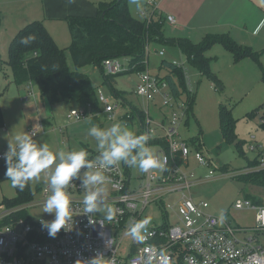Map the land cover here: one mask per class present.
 I'll list each match as a JSON object with an SVG mask.
<instances>
[{"label": "built area", "instance_id": "2783aa9c", "mask_svg": "<svg viewBox=\"0 0 264 264\" xmlns=\"http://www.w3.org/2000/svg\"><path fill=\"white\" fill-rule=\"evenodd\" d=\"M146 4L141 14L150 23L155 12H162L157 0H146ZM164 16L166 24L175 23L173 16ZM149 48L150 45L147 51ZM156 53L163 56L165 50L159 49ZM145 62L147 68L138 72L140 81L135 88V94L144 104L137 105L136 112L126 105L127 111L120 119L125 123L137 119L141 134L153 137L146 141L147 147L156 149L161 167L143 172L139 183L134 185L130 167L118 163L105 168L97 159L101 151L89 153L88 159L93 161L94 167L80 171H99L104 180L87 187L82 186L79 178L70 181L66 191L71 198L73 228L70 231L61 229L54 238L42 228L41 219L16 217V213L27 212L28 208L36 206L33 200L14 207L0 203V264H84L93 257L99 264H264V202L257 203L247 197L235 201L236 209L256 211V226L243 227L234 224L228 217L212 214L208 201L195 200L193 190L203 180L212 178L215 171L210 168L209 173L198 178L191 167V155L199 165L212 166L215 162L205 148H194L191 139H184L181 135V127L186 126L191 114L187 96L176 95L163 75L151 73L148 57ZM103 68L107 74L126 71L119 58L105 59ZM185 78L188 91L193 93V84L186 72ZM32 86V82L27 84L30 94ZM98 101L105 105L103 112L109 121L118 119L115 112L117 105L111 104L101 91ZM153 101L163 110L160 123H156L150 113ZM87 105L91 106V103ZM257 114L260 116V127L264 130V104ZM89 117V110L85 108L72 109L68 114L70 120ZM43 129L41 124L31 129L29 135L36 137ZM252 137L255 140V136ZM254 140L249 147L257 152V156L250 161V165L235 171L224 168L223 177L251 176L264 171V145ZM5 153L0 152V159H4ZM50 174L46 172L47 177ZM102 184H107L105 193L108 196L98 193V202L113 206L115 213L111 221L98 212L90 217L83 214L84 196L88 192H98ZM41 189L49 195V186H42ZM174 193L180 195L174 203L177 222L149 225L148 231L142 232L143 239L136 241L130 254L119 256L125 235L135 222L141 220L146 207ZM100 222L104 223L103 227Z\"/></svg>", "mask_w": 264, "mask_h": 264}, {"label": "rangeland", "instance_id": "374dc122", "mask_svg": "<svg viewBox=\"0 0 264 264\" xmlns=\"http://www.w3.org/2000/svg\"><path fill=\"white\" fill-rule=\"evenodd\" d=\"M78 1L74 0L71 4L67 0H52L51 2L55 6L65 4L67 9L71 8L73 11L76 10L84 15H94L97 13L101 0ZM128 5L134 17L143 19L141 10L147 6L145 0H128ZM34 20H41L47 27L49 26L52 29L59 46L67 48V61L70 68H75L72 53L68 48L71 45L72 37L65 18H53L46 15L45 0H0V57L4 61L1 70L6 80L13 81L12 69L7 64L10 41L19 29L30 23L29 21ZM168 26L172 25L166 24L165 32L168 36H172L170 31L172 28L169 29ZM202 39L198 40V42ZM161 48L166 50L164 57L156 54V50ZM207 55L211 58V70L221 79L224 89L216 87L207 75H203L201 71L192 66L187 56L178 46L157 42L151 43L147 51L149 69L152 74H165V68L159 70L163 59H165L182 66L185 72L189 74L193 84V92L196 95L193 104V114L189 125H183L180 132L182 137L188 140L201 136L206 152L215 162L212 166L210 164L206 166L199 165L194 156L191 155V167L194 168L198 178H203L205 174L209 173L210 168L215 171V175L212 178L203 180L193 190L195 200L208 201L210 204L209 211L216 216L228 217L234 224L243 227H253L256 226V211L254 209H236L234 208V203L241 197L250 198L258 203L260 198H264V187L248 178H244V176L228 178L223 177L221 174L225 170L223 166L228 171H235L242 170L250 165V161L257 156V152L249 147V144L254 140L253 135L255 136L254 141L264 145V130L260 127V116L256 114L254 118L248 117V113L257 109L264 101V61L260 60L261 64L254 61V59L236 61L233 54L222 45H215L214 49L207 51ZM119 59L124 63L125 69L128 70L130 60L127 57H120ZM79 70L88 75L95 86V95L90 101L91 106L86 104L83 107L77 102H69L67 100L50 103L41 99L39 88L33 82L32 89L36 91L38 100H40L41 116L48 123L44 124V129L40 131L38 136L32 138L38 145L48 144L53 152L79 150L81 148L88 152L102 151L98 148L95 138L88 134L89 128L93 124L107 128L117 122L125 123L120 117L127 111L128 105H123L121 100L114 96L110 87L104 83V77L107 75L106 70L97 67L94 63H89ZM139 81L138 72H125L116 77L115 88L119 91H124L128 101L142 106L144 104L143 100L135 94V88ZM100 91L110 99L111 104L117 105L115 112L118 119L113 122L109 121L103 112L105 105L99 101L96 105V99L99 97ZM8 92L9 90L3 96L7 95ZM221 105L231 108L235 119L236 137L238 142H241V146L236 142H228L222 134L220 125ZM13 106L15 107L13 112L14 120L17 125L20 123L22 127L19 129L21 130L20 132H16L23 133L25 131L29 134V131L35 129L38 124L28 121L25 118V112L21 111V107L15 106V103H13ZM72 108H85L89 110V115H93V117L87 120H70L67 114ZM162 111L159 105L155 104L154 101L151 102L150 113L156 123L162 122ZM29 122L27 129L25 128L24 130L23 125ZM126 124L137 135L141 134V127L137 119H133ZM145 147H147V143H145ZM4 148L5 143L0 141V151ZM151 149L154 153L156 152L154 147H151ZM57 163H59V159H57ZM54 168L55 164L42 172L37 178H33L30 181L31 187L36 190V186L39 183L42 186H49V177L46 176V172H52ZM87 172L91 171H80L79 179L82 180ZM131 173L133 184L137 185L143 172L138 168H131ZM107 187V184H102L98 187V193L102 196H108V193H105ZM48 191L50 195V186ZM15 195L16 190L11 186V181L9 179L4 180L0 184V203L4 197L11 198ZM49 195H46L43 189L37 192L33 199V202L37 203L36 206L28 208L27 211L31 220L53 219L52 214L43 213V206ZM179 197L180 195L176 193L169 194L162 201L150 203L146 207L141 220L145 217H150L151 226H161L165 222L175 224L177 222V214L174 203ZM100 207L104 209V211L98 212L100 216L104 217L109 207L112 209L114 216V208L110 203L100 204ZM136 241L128 232L119 248V256L125 257L130 254Z\"/></svg>", "mask_w": 264, "mask_h": 264}, {"label": "trees", "instance_id": "16d2710c", "mask_svg": "<svg viewBox=\"0 0 264 264\" xmlns=\"http://www.w3.org/2000/svg\"><path fill=\"white\" fill-rule=\"evenodd\" d=\"M152 22L145 18L134 17L129 9L128 0H101L97 13L94 15H69L68 22L72 37L68 47L72 53L74 69H71L67 61V48L60 47L46 25L41 20L27 23L15 34L9 44V59L7 64L12 69L13 82L18 85L35 82L44 100L54 103L60 100L77 102L86 105L95 95V86L90 77L79 69L89 63L103 68V61L107 58L127 57L129 69L118 74H107L104 83L107 84L114 96L121 100L123 105L137 111V104L128 101L125 92L115 88L116 77L125 72H140L147 68V47L151 43H164L178 46L187 56L189 63L197 68L203 75H207L212 82L224 89L221 79L211 70V58L207 51L216 44L223 45L231 52L236 61L246 57H252L261 64L260 52L240 46L229 34L209 33L199 42H193L188 37L168 36L165 32V16L155 12ZM29 34H35L36 40L30 45H22L20 40ZM4 61L0 57V68ZM166 69L163 77L167 79L176 95H185L190 101L191 114L195 93L187 89L185 70L174 62L163 59L160 70ZM98 98L96 99V105ZM262 103L257 109L248 113V117L254 118ZM98 125V124H95ZM220 125L224 138L228 142H238L235 133V119L231 108L220 106ZM191 144L196 149H203L204 143L201 136L191 139ZM223 168H226L223 166ZM7 165L5 158L0 159V184L8 179L5 176ZM252 182L264 187V171L251 176H244ZM42 188L39 183L36 190L31 187L30 181L23 191L15 188L16 195L4 197L1 203L9 207L19 206L34 199ZM264 199V198H263ZM259 199L258 203L264 202ZM16 217L26 218V211L16 213Z\"/></svg>", "mask_w": 264, "mask_h": 264}, {"label": "clouds", "instance_id": "9594fccd", "mask_svg": "<svg viewBox=\"0 0 264 264\" xmlns=\"http://www.w3.org/2000/svg\"><path fill=\"white\" fill-rule=\"evenodd\" d=\"M69 4L74 0H67ZM35 34L22 37V45H30L36 40ZM88 134L95 138L98 148L102 151L97 159L103 167L123 163L130 168H138L141 172L161 167V161L154 151L145 147L146 141L152 139L148 134L137 135L126 123L117 122L110 127L103 128L93 124ZM133 150H137L133 154ZM89 153L85 149L53 152L48 144L38 145L28 132L17 133L13 141L8 144L5 153L7 169L5 176L11 181V186L23 191L28 182L37 178L42 172L55 164L54 170L49 176L51 194L47 197L43 213L53 215V219H41L42 228L46 229L50 237H55L61 229L70 231L73 228V211L70 194L66 191L70 181L80 178L81 169H92L93 161L88 159ZM59 159V163H57ZM104 176L99 171L85 173L82 186L102 183ZM98 192H88L83 198V214L90 217L101 209L98 202ZM104 219H113L112 209L107 208ZM151 223L150 217L135 222L130 228V234L135 240H142V232L148 231ZM72 225V226H70ZM103 227L104 223L100 222ZM84 264H99L96 257L84 262Z\"/></svg>", "mask_w": 264, "mask_h": 264}, {"label": "crops", "instance_id": "0c3cea01", "mask_svg": "<svg viewBox=\"0 0 264 264\" xmlns=\"http://www.w3.org/2000/svg\"><path fill=\"white\" fill-rule=\"evenodd\" d=\"M51 1L52 0H45V10L48 16L66 19L72 14L84 15L83 13H78L76 10L73 11L71 8L67 9L65 4L55 6ZM157 1L159 9L164 15H171L175 18V23L170 24L172 26H168L169 29L172 28L170 30L172 36L188 37L193 42H198V40L209 33L229 34L240 46L260 52V60L264 61V0ZM47 29L55 39L52 29L49 26ZM56 43L58 44L57 41ZM214 47L215 45L210 49H214ZM161 49L165 50V48ZM165 55L166 50L163 56H159L164 57ZM244 59L253 58L246 57ZM5 87L6 91L9 90V92L7 95L3 96L6 92ZM38 91L40 93V90ZM31 92L30 94L26 84L18 85L12 80H6L0 68V141L5 143V148L0 152L8 151L9 142L13 141L14 135L18 133L16 131L20 132L21 130L19 129L22 128L20 123L17 125L14 120L13 112L15 111V107L13 103H15V106L21 107V111L25 112V118L31 121V123L34 122V124H38V126L42 124L43 127L45 123H48L47 120L41 116L40 100H38L36 91L32 89ZM41 99H43L42 96ZM262 103H264V101ZM81 106L84 107L86 105ZM91 117H93V115H90L89 118ZM29 124L30 122L25 123L23 129H27ZM187 125H189V123L186 124V126ZM93 152L96 151L88 153Z\"/></svg>", "mask_w": 264, "mask_h": 264}]
</instances>
